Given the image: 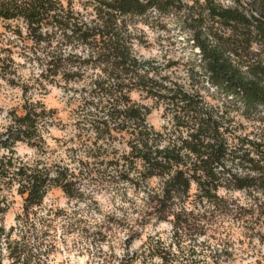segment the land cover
<instances>
[{
  "label": "trees",
  "instance_id": "16d2710c",
  "mask_svg": "<svg viewBox=\"0 0 264 264\" xmlns=\"http://www.w3.org/2000/svg\"><path fill=\"white\" fill-rule=\"evenodd\" d=\"M150 12L179 15L198 50L206 83L243 115H254L261 131L256 140L245 136L231 146L227 128L219 132L221 123L212 119L208 106L198 108L192 93L168 87L154 61L136 52L135 21ZM0 20L6 23L0 35V79L24 98L31 90L61 84L78 102L75 126L81 147L99 151L120 136L127 155L118 158L121 164H114V172L126 181L131 171L159 180L150 197L153 209L159 206L165 213L173 198L188 196L192 184L202 197H211L220 187L213 170L229 159L250 165L257 174L232 176L236 189L260 181L264 190V0H0ZM21 68H28L27 79ZM133 92L164 104L179 136L162 139L147 123L150 109L133 101ZM54 119L53 110L25 98L20 109L9 112L0 135V150L6 151L0 157V264L48 262L43 238L49 226L38 212L50 188L59 187L71 197L67 176L41 161L22 162L14 148L23 143L41 150ZM12 190L23 207L15 225L6 229L2 219L9 201L4 192ZM182 228L176 224L174 235ZM132 242L126 240L117 264H203L192 250L186 257L171 253L172 247L183 252L179 242L149 236L136 250Z\"/></svg>",
  "mask_w": 264,
  "mask_h": 264
},
{
  "label": "rangeland",
  "instance_id": "374dc122",
  "mask_svg": "<svg viewBox=\"0 0 264 264\" xmlns=\"http://www.w3.org/2000/svg\"><path fill=\"white\" fill-rule=\"evenodd\" d=\"M5 24L0 20V35ZM135 30L140 42L136 52L154 61L159 77L166 78L168 87L192 93L198 108L208 106L212 119L221 123L219 132L227 128L225 135L231 146L245 136L253 140L259 137L260 125L254 115H243L234 108L233 101L206 83L198 66V50L192 47L179 15L150 12L136 19ZM20 72L28 78V68H21ZM25 98L40 101L53 110L54 125L43 134L41 150L18 143L15 157L28 163L41 161L64 173L66 188L72 193L70 197L59 187L50 188L38 212L49 226L43 238L47 264H117L127 239L133 240L131 249L136 250L149 236L167 244L179 242L183 252L172 247L171 253L186 257L187 251L192 250V257L203 264H264V190L260 181H249L238 190L231 179L257 177L250 165L231 163L229 159L213 170L220 187L211 197H202L192 184L188 196L173 198L163 213L159 206L153 209L150 202L152 192L158 189V179L145 180L131 171L130 180L126 181L122 173L123 177L114 172V164H121L118 158L127 155L120 136L111 140L109 146L103 144L99 151L78 144V102L61 84L49 85L42 91L31 90ZM25 98L18 88L0 79V135L9 124V112L20 109ZM131 99L150 109L147 123L162 134V139L179 136L164 104L142 92H133ZM5 154L1 149L0 157ZM189 158L194 160L191 154ZM200 174L198 171L196 175ZM260 174L264 175V170ZM4 193L8 195L9 209L2 223L8 229L22 213L23 201L15 190ZM176 224L183 226L177 236Z\"/></svg>",
  "mask_w": 264,
  "mask_h": 264
}]
</instances>
